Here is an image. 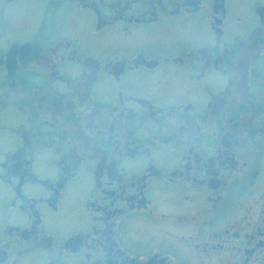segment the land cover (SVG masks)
I'll list each match as a JSON object with an SVG mask.
<instances>
[{
    "label": "flooded vegetation",
    "instance_id": "af4514ba",
    "mask_svg": "<svg viewBox=\"0 0 264 264\" xmlns=\"http://www.w3.org/2000/svg\"><path fill=\"white\" fill-rule=\"evenodd\" d=\"M0 264H264V0H0Z\"/></svg>",
    "mask_w": 264,
    "mask_h": 264
}]
</instances>
